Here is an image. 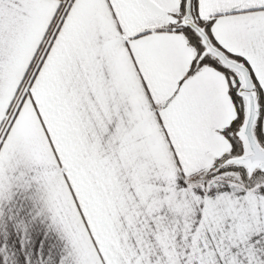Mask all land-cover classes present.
Returning <instances> with one entry per match:
<instances>
[{
  "label": "snow or ice",
  "instance_id": "6c2138e0",
  "mask_svg": "<svg viewBox=\"0 0 264 264\" xmlns=\"http://www.w3.org/2000/svg\"><path fill=\"white\" fill-rule=\"evenodd\" d=\"M0 264H264V0H0Z\"/></svg>",
  "mask_w": 264,
  "mask_h": 264
}]
</instances>
